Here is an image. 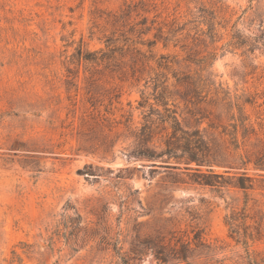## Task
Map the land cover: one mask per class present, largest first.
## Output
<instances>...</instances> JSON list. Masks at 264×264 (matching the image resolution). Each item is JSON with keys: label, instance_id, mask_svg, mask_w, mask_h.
<instances>
[{"label": "rangeland", "instance_id": "1", "mask_svg": "<svg viewBox=\"0 0 264 264\" xmlns=\"http://www.w3.org/2000/svg\"><path fill=\"white\" fill-rule=\"evenodd\" d=\"M106 44L113 59L80 58ZM175 119L264 162V0H0V264H156L128 259L136 235L196 232L198 264L261 262L264 242L224 222L264 216L252 162L253 189L217 191L130 153L131 130L149 126L159 152Z\"/></svg>", "mask_w": 264, "mask_h": 264}, {"label": "trees", "instance_id": "2", "mask_svg": "<svg viewBox=\"0 0 264 264\" xmlns=\"http://www.w3.org/2000/svg\"><path fill=\"white\" fill-rule=\"evenodd\" d=\"M129 6V5H128ZM172 27L168 32H164L159 27L155 38L149 41L148 44H155L156 41H161L164 45L173 37L181 32L184 27H180L179 24L173 20L171 22ZM211 32V31H210ZM177 41V39H176ZM107 51H93L82 52L78 50L80 58L92 61H103L104 59L114 58V48H110L106 44ZM184 48V47H183ZM137 53L138 50H136ZM100 55V56H99ZM157 62L158 67H165L168 65L167 57L160 55ZM190 61L189 59H185ZM191 62V61H190ZM178 122L175 119V124H171V135L164 141V148L157 152L153 146H151V130L149 126L142 125L137 130H131L130 135L133 137V150L130 152L132 156L141 159H147L152 161H160L165 157L166 167L178 168L179 163L184 164V170L191 176L192 182H196L201 186H209L217 191L221 190V187H234L240 190L253 189V177L248 175L247 165L252 162L253 169L259 172H264V162L256 158L253 161L250 158H244L241 155H237L236 149L238 144L233 146V154L227 151L222 146V143L214 137H209L206 134V129L200 130L195 128L193 130H184L180 127H176ZM246 130V129H245ZM180 131V134H177ZM234 137V136H233ZM235 153V154H234ZM173 159L174 162L169 160ZM192 163L194 165H192ZM224 167L223 173H217L212 169L213 165ZM206 167L202 170L200 167ZM247 215H239V212L234 210L230 214L226 215L224 222L228 226L230 234L237 239L242 238V243L247 244V239L250 237L252 242H264V216L259 215L257 219L255 216H250V219H254L252 225L244 226V220ZM241 221H238V219ZM243 226V232L240 231ZM250 227V231H249ZM102 242L106 243V237H102ZM209 245L204 244L201 240L200 234L195 233L192 240L181 238H168L164 235L157 234L155 236H148L140 238L136 235L130 241L128 259L142 257L147 252L150 253L156 264H198L196 259L205 257L208 259L207 251ZM126 259L123 260V263ZM127 263V262H126ZM264 264V257L261 262L257 261L255 257L250 255V264Z\"/></svg>", "mask_w": 264, "mask_h": 264}]
</instances>
